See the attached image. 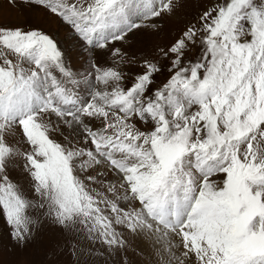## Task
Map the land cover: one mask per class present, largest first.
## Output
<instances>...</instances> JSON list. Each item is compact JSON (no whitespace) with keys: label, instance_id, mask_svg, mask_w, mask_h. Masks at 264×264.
I'll list each match as a JSON object with an SVG mask.
<instances>
[{"label":"snow or ice","instance_id":"6c2138e0","mask_svg":"<svg viewBox=\"0 0 264 264\" xmlns=\"http://www.w3.org/2000/svg\"><path fill=\"white\" fill-rule=\"evenodd\" d=\"M8 2L58 17L91 61L85 99L53 36L0 26V215L11 238H32L38 210L77 239L78 256L128 264L131 235L151 243L154 264H264V0H214L160 49L172 74L154 91L157 64L144 60L125 87L122 66L136 60L110 45L158 30L180 0ZM96 50L116 66L96 63ZM18 158L31 197L8 175Z\"/></svg>","mask_w":264,"mask_h":264},{"label":"rangeland","instance_id":"374dc122","mask_svg":"<svg viewBox=\"0 0 264 264\" xmlns=\"http://www.w3.org/2000/svg\"><path fill=\"white\" fill-rule=\"evenodd\" d=\"M214 3V0H180V6L172 16H165L156 21L160 24L158 30L152 28H141L134 33H129L125 41H117L110 48H119L128 57L135 58L136 63L122 66V71L127 73L125 87H130L135 75L144 71L141 64L144 60H151L161 69L154 77L152 90L163 86L172 73L168 71L170 61L160 56V49H166L173 44L185 31L189 25H198L199 16ZM3 4L16 12V16L5 17L0 14V26L16 28L22 27L26 30L38 29L53 36L59 46L65 51L68 65L73 72L78 73L75 67L82 68L79 77L80 85L76 89L81 98L87 99L89 96L88 85L82 77L90 64V54L82 48L74 37L69 26L64 24L58 17L51 14L42 6L21 5L11 6L8 0H0V9ZM38 7V8H37ZM29 11V12H28ZM27 12L31 17H28ZM33 12L45 14L39 21ZM33 15V16H32ZM83 50V51H82ZM200 54V48L194 47L185 56V61L195 60ZM114 57L108 50H96L95 62L102 67H115ZM82 74V75H81ZM81 83L83 84L81 87ZM67 134V129L64 130ZM56 138L63 142V137L57 135ZM22 136L9 138L10 143H15ZM24 150L23 145L20 146ZM23 159H15L9 165L8 175L13 182H16L25 194L32 196L30 180L22 165ZM113 180V179H112ZM29 215L37 221L33 226L32 238L23 246L18 245L10 236L11 229L7 225L6 219L0 215V264H119V257L107 258L99 253L89 257L87 254L74 255L73 245L77 244V239L69 232H66L54 225L45 218L38 210L29 212ZM131 247L127 252L128 264H154L150 259L151 243L129 235ZM83 245V241L79 242ZM91 247V245H84ZM95 247L99 248V245ZM103 252V249H100Z\"/></svg>","mask_w":264,"mask_h":264},{"label":"bare ground","instance_id":"6f19581e","mask_svg":"<svg viewBox=\"0 0 264 264\" xmlns=\"http://www.w3.org/2000/svg\"><path fill=\"white\" fill-rule=\"evenodd\" d=\"M38 8V7H37ZM29 12V11H28ZM27 12V15H28V17H31L30 16V13H28ZM34 13V16H35V18L36 19H38L39 21H41L42 19H43V17H44V15L45 14H43L42 12L41 13H39V12H33ZM0 14H3L5 17H9V16H16L17 15V13L16 12H14V11H12L8 6H6V5H4L3 4V8L2 9H0ZM33 16V15H32ZM82 47V46H81ZM83 48V47H82ZM86 50V49H85ZM83 51V50H82ZM88 53V52H87ZM76 65H77V63H76ZM75 65V67H77L76 69L77 70H82V68H80V67H78V66H76ZM80 71H79V74H80ZM82 75V74H81ZM84 75V74H83ZM81 82V81H80ZM80 85V84H79ZM82 83H81V87H82ZM108 179L109 180H114L115 179V177H113L112 175H109L108 176Z\"/></svg>","mask_w":264,"mask_h":264}]
</instances>
